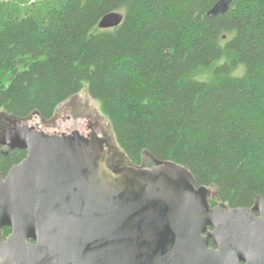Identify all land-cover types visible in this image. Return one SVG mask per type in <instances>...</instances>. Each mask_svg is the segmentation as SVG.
Returning <instances> with one entry per match:
<instances>
[{
  "label": "trees",
  "instance_id": "obj_1",
  "mask_svg": "<svg viewBox=\"0 0 264 264\" xmlns=\"http://www.w3.org/2000/svg\"><path fill=\"white\" fill-rule=\"evenodd\" d=\"M217 1L0 0V112L50 120L85 91L130 163L187 166L216 188L212 206H252L264 198V0L209 17ZM113 11L123 22L99 28ZM25 155L0 154V170Z\"/></svg>",
  "mask_w": 264,
  "mask_h": 264
},
{
  "label": "water",
  "instance_id": "obj_2",
  "mask_svg": "<svg viewBox=\"0 0 264 264\" xmlns=\"http://www.w3.org/2000/svg\"><path fill=\"white\" fill-rule=\"evenodd\" d=\"M124 17L109 12L98 26ZM17 120L0 131V145L27 150L0 174V264H264L263 197L212 206L216 188L197 185L187 166L151 158L111 170L104 139L48 136Z\"/></svg>",
  "mask_w": 264,
  "mask_h": 264
},
{
  "label": "rangeland",
  "instance_id": "obj_3",
  "mask_svg": "<svg viewBox=\"0 0 264 264\" xmlns=\"http://www.w3.org/2000/svg\"><path fill=\"white\" fill-rule=\"evenodd\" d=\"M73 104H80L82 106L87 107V112L91 114L92 120L94 123L97 124V130H101L107 134V137L111 140V150L109 152V156L112 158V167L121 168L129 164L128 159L126 158L125 154L121 150V148L117 145L114 133L112 131V127L110 125V122L107 118V116L102 112L100 105L97 101L91 99L89 95L82 91L79 93L75 98L71 99L68 102H64L61 104L56 112V116L54 121L52 122H45L41 119L38 115H32L26 119H19L17 120V124L20 126L27 125L29 127H36V131L43 132L44 134L48 136H52L57 130V128L62 129L66 126H72L75 123V120L73 119V114L71 110V105ZM86 112V114H87ZM84 114V115H86ZM87 116V115H86ZM9 117V116H8ZM15 119V118H13ZM7 119H4L5 121ZM82 120V119H81ZM1 121V122H3ZM5 122H8L5 121ZM11 125V124H10ZM14 126V125H13ZM11 126V127H13ZM151 160H147L146 165H150ZM114 164H118L117 166H114Z\"/></svg>",
  "mask_w": 264,
  "mask_h": 264
},
{
  "label": "flooded vegetation",
  "instance_id": "obj_4",
  "mask_svg": "<svg viewBox=\"0 0 264 264\" xmlns=\"http://www.w3.org/2000/svg\"><path fill=\"white\" fill-rule=\"evenodd\" d=\"M77 95L73 96L68 101L75 98ZM68 101H66V102H68ZM71 110H72L73 119L75 120V123L72 126H66L65 128H62V129L57 128L56 132L54 134H52V136H58V137H64V138H75L78 136L79 138H82L85 140H91L92 138L104 139L106 141V144H105V149H106L105 163L111 170L117 169V167H115V168L112 167V165H111L112 158L109 156V152L111 150V140L109 137H107V134L105 132H103L101 130V133H100V131L97 130L98 129L97 128L98 123H94V121L92 120L91 114L89 112H87L88 111L87 107L82 106L80 104H76V105L73 104V105H71ZM56 112H57V110H56ZM86 112H87V114H86ZM84 114H86L87 116ZM55 116L56 115H54V117L50 120H46L42 117H41V119L45 122H52V121H54ZM4 119H7L8 122H5L7 120L3 121ZM21 120H23V119H21ZM1 121H3V122H1ZM14 122H15V119H13V117H11V116L8 117L5 113L0 112V131L5 129V128H9V127L13 126ZM32 128L34 130H36V127L32 126ZM17 150H23V151H25V153L27 155V150H25V149L16 148V149L11 150L10 147H8L6 145H0V154L4 155V156H8L10 153L15 152ZM25 158L26 157H24L23 159H25ZM117 165L118 164H116V165L114 164V166H117ZM10 168H9V170H10ZM9 170L7 172L0 170V174H2L3 176H6L7 173L9 172ZM1 230H2L3 239H6L9 236V234L11 233L12 228L9 226H4ZM30 242H34V241L30 240Z\"/></svg>",
  "mask_w": 264,
  "mask_h": 264
}]
</instances>
